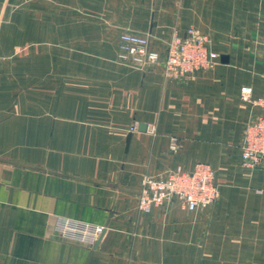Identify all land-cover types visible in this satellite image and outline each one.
I'll use <instances>...</instances> for the list:
<instances>
[{
    "label": "crops",
    "instance_id": "obj_1",
    "mask_svg": "<svg viewBox=\"0 0 264 264\" xmlns=\"http://www.w3.org/2000/svg\"><path fill=\"white\" fill-rule=\"evenodd\" d=\"M103 7L107 28L81 35L70 68L60 49L61 100H43L42 118L28 111L22 126L20 112L0 113V264H264V170L240 167L243 130L264 111L239 99L245 86L264 95V0ZM190 27L215 43L207 71L170 79L161 65L114 63L122 31L163 53ZM197 163L215 171L214 206L138 211L144 176ZM59 218L104 232L94 246L72 242L56 232Z\"/></svg>",
    "mask_w": 264,
    "mask_h": 264
},
{
    "label": "rangeland",
    "instance_id": "obj_2",
    "mask_svg": "<svg viewBox=\"0 0 264 264\" xmlns=\"http://www.w3.org/2000/svg\"><path fill=\"white\" fill-rule=\"evenodd\" d=\"M104 1L107 0H0V113L5 118L11 116L12 113L20 112L22 126L27 121L28 111L38 113L42 118L43 100H61L60 61L63 62V59L64 61L66 59L61 60L60 49L64 47L68 51L67 67L70 68L73 66L70 63L71 54L75 53L76 43L81 39V35L95 31L100 27L107 28L105 24L104 26L100 25V23L103 24L104 19L106 20L107 10L103 9ZM189 30L196 32L208 49L218 56L214 41L199 33L195 28H188L184 34L173 32L170 38L173 35L184 36ZM123 33L132 32L122 31L119 37ZM107 43L110 45V42H105V51L110 48ZM117 52L118 45L114 55V63L118 65L140 71H147L156 65H161L163 68L162 63L149 66L145 68L146 70L133 67L119 60ZM217 61L213 62L207 70L211 69ZM163 73L167 78L179 79L165 74L164 68ZM13 100L14 105L12 104ZM18 100L19 103L16 105ZM172 143H175L176 150L178 143L175 140ZM170 150L175 152V150ZM194 167L191 170L176 167L162 176H144L140 181L138 196L144 178H165L177 169L184 173H190ZM240 167L246 171L264 170L245 168L241 162ZM211 169L214 172V185L217 192L216 199L210 206L189 208L180 201H173L156 207L148 213L141 212L137 204L138 211L142 214H149L155 209L170 208L175 205L188 213H200L210 209L215 205L219 196L216 174L212 167ZM202 251L200 250L201 253Z\"/></svg>",
    "mask_w": 264,
    "mask_h": 264
},
{
    "label": "built area",
    "instance_id": "obj_3",
    "mask_svg": "<svg viewBox=\"0 0 264 264\" xmlns=\"http://www.w3.org/2000/svg\"><path fill=\"white\" fill-rule=\"evenodd\" d=\"M117 54L122 62L142 70L162 63L165 74L174 78H186L205 71L219 58L193 30L184 36L173 35L164 54L151 48L147 36L123 33L119 37ZM239 99L264 111V95L253 99L250 87L240 89ZM135 130L136 126H132L129 131ZM175 147L172 143L170 149L175 150ZM240 162L245 168L264 169V116L246 124ZM216 192L213 170L207 164L199 163L190 173L177 169L165 178H144L137 204L143 213L173 201H180L189 208H204L213 204ZM55 230L62 238L90 246H94L104 232L102 226L66 218L57 220Z\"/></svg>",
    "mask_w": 264,
    "mask_h": 264
},
{
    "label": "water",
    "instance_id": "obj_4",
    "mask_svg": "<svg viewBox=\"0 0 264 264\" xmlns=\"http://www.w3.org/2000/svg\"><path fill=\"white\" fill-rule=\"evenodd\" d=\"M220 61H221V63H227V57L226 56H221L220 57ZM141 129H143V128H141ZM128 142H129V136L127 137V139H126V144L128 145Z\"/></svg>",
    "mask_w": 264,
    "mask_h": 264
}]
</instances>
